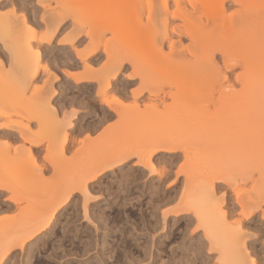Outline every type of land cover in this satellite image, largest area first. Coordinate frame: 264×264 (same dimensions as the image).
Instances as JSON below:
<instances>
[{
    "label": "rangeland",
    "instance_id": "obj_1",
    "mask_svg": "<svg viewBox=\"0 0 264 264\" xmlns=\"http://www.w3.org/2000/svg\"><path fill=\"white\" fill-rule=\"evenodd\" d=\"M178 1L190 15L189 0ZM212 1L203 21L224 16L214 20L228 27L239 18L228 15L251 12L237 28L264 46V0ZM175 9V0H0V264H264V57L257 73L245 68L250 45L227 35L208 81L147 85L151 72L195 63L169 50L203 41L179 30L184 19L164 18ZM222 51L238 61L221 62ZM234 90L236 108L254 111L247 120L225 105ZM194 92L219 102L199 115Z\"/></svg>",
    "mask_w": 264,
    "mask_h": 264
},
{
    "label": "bare ground",
    "instance_id": "obj_2",
    "mask_svg": "<svg viewBox=\"0 0 264 264\" xmlns=\"http://www.w3.org/2000/svg\"><path fill=\"white\" fill-rule=\"evenodd\" d=\"M186 1V0H185ZM196 1V0H195ZM210 1L211 2H213L212 0H197V2H194V0H189V2L192 4V13H190V15H189V12L187 13V12H182V10H180V9H178V8H180L179 7V1L178 0H175V2H176V6H177V10L176 11H173V12H171V14L170 13H168V12H166L165 14L166 15H164V18L166 17V20H168L169 18H174V17H180V18H182V19H184L183 21V23L184 24H182L183 25V29L181 28V29H179L180 31H182V33L183 34H185V35H187L188 37H189V39H191V41H192V43H196L198 40L197 39H199L200 37H202V39H200V40H203L202 41V43H199L198 42V44L196 43V44H192V46H186V47H184V49H182V48H180V49H175V48H173L172 47V42L170 41V44H169V50H170V52L173 54V53H175V55H177V58H179V60L181 61L182 59H183V61L184 60H186V61H190V58H188L190 55L191 56H193L195 53H197V52H203V53H205L206 54V56H208V58L206 57L205 58V61H204V59H200V60H198V62L197 61H188V63L186 62V61H184L185 62V64L187 65V64H189L190 66H191V64H193L194 62V64L191 66L192 68H190V66L189 65H187V66H185V67H187V68H190L189 69V71H185V70H183V71H185V72H179V73H181V75L179 74V75H176V74H165L166 72H164V74H161V76H159L160 75V73H163V72H158V71H156V72H158V73H153V72H151V73H149L150 75H148V77H147V81H148V84L147 85H149V84H156L157 83V81H159L160 79H163L164 81H159L160 83H162V84H166V83H168V84H172V85H174V86H176L178 89H180L181 88V90H184L185 91V89L186 88H189V89H191V88H195V87H197L199 84H200V80H201V77H203V79L205 78V80L206 81H208L207 80V78H209L210 76H211V74H208L207 72H208V69L210 70V71H213V68H215L216 66H217V61H215L214 59V51H213V49H215V45H216V43L217 42H219V40H221L223 37L225 38L227 35H228V37L227 38H229V37H233V39L236 41L235 43H236V48L237 49H243V47H245V45H250V50L248 51V52H250L248 55V57L247 56H245L246 57V60L245 59H243V58H245V57H243L242 59H241V62L243 61V63L241 64L240 63V65H244V67L245 68H247V64L246 63H250L248 66L250 67H253L254 65V67L253 68H249V70H251V71H253V72H255V73H257L256 71H257V58H260V59H262L264 56H261V54L262 55H264L263 53H264V51L263 52H261L262 50H263V48L262 47H264V46H262V47H259V48H261V50L258 48V50H257V31H252L251 33H242V31L240 30V29H238L239 28V25H240V27H241V22H246L247 21V17L249 16L248 14H251V12H249V10L247 11V6H246V3L247 2H249V3H252V2H254V0H251V2H250V0H232V3H237V4H240L239 6H241V4L243 5V6H246V7H243V8H246V10H244V9H242V11L243 12H249L248 14H244L243 13V15H242V13H240L239 14V12H241V11H237V12H235L234 13V15L233 14H231L230 16L228 15V17H230L231 18V20L233 19V17L235 16V17H239L238 19H235L236 21H232V24H230L228 27H227V25L226 24H224V25H226L225 27L223 26V25H220V24H218V22L220 21H222L221 19H226V21H228L227 20V18L226 17H224L223 16V18H221V16H220V18H219V14H223L224 15V12H222V11H224V6H223V4H221V5H219V7H221L222 9L220 10V13L218 14V15H216V16H218V18L216 17V16H214V17H216V18H214L213 16H212V18H214L215 20L217 19V21L215 22V20L213 19V21H211L210 22V20L211 19H209L208 18V23L206 22L207 21V18L203 21V15H206L207 14V8H208V5L209 4H211L210 3ZM215 1V0H214ZM217 1V0H216ZM225 1V3H226V0H221V3H223ZM247 1V2H246ZM256 1V0H255ZM137 2L138 1H136V4H137ZM182 2V1H181ZM220 3V0H218L217 1V3ZM183 3V2H182ZM196 3V4H195ZM214 3V2H213ZM218 3V4H219ZM189 4V3H188ZM255 4V3H254ZM181 5V4H180ZM225 5V4H224ZM251 5H253V4H249V6H251ZM186 6V5H185ZM184 6V7H185ZM223 6V7H222ZM248 6V7H249ZM255 6V5H254ZM187 7V6H186ZM242 7V6H241ZM254 8V7H253ZM181 9H183V8H181ZM240 9V10H241ZM252 9V8H251ZM187 10V9H186ZM167 11V10H166ZM254 11V10H253ZM150 12V11H149ZM255 12V11H254ZM238 13V14H237ZM256 13V12H255ZM254 13V14H255ZM237 16H236V15ZM259 14V13H258ZM149 15V14H148ZM152 15V14H151ZM186 15H187V17H186ZM245 15V16H244ZM248 15V16H247ZM260 15V14H259ZM258 15V16H259ZM189 16H192L193 18H191V17H189ZM207 17H209V15L207 14L206 15ZM226 16V15H225ZM252 16H254L253 18H255V16L256 15H252ZM197 17V18H196ZM202 17V18H201ZM205 17V16H204ZM242 18V20L243 19H246L245 21L243 20V21H241V18ZM251 17V16H250ZM189 18V19H188ZM249 18V17H248ZM253 18L250 20H248V21H252L253 20ZM257 18V17H256ZM255 18V19H256ZM261 17H259V18H257V20L258 19H260ZM262 19V18H261ZM190 20H193L192 22H190ZM185 21H187V23H185ZM241 21V22H240ZM210 22V23H209ZM219 22V23H220ZM223 22H225V20H223ZM240 22V23H239ZM256 22V21H255ZM258 22H259V20H258ZM262 22H263V20H262ZM226 23V22H225ZM228 23H231V22H228ZM239 23V24H238ZM247 23V22H246ZM249 23V22H248ZM210 24H212L211 26H210ZM223 24V23H222ZM181 25V26H182ZM237 25H238V28H237ZM264 27V26H263ZM236 29V30H235ZM170 30L172 31V33L173 32H175L176 31V29L174 28V27H171L170 28ZM167 32V31H166ZM241 32V33H240ZM166 37V36H165ZM231 37V38H232ZM204 38V39H203ZM223 40V39H222ZM154 41H155V39H154ZM196 41V42H195ZM234 42V41H233ZM155 43V42H154ZM153 43V44H154ZM161 43V42H160ZM246 43H248V44H246ZM155 45H156V47H157V44L155 43ZM98 46V45H97ZM154 46V45H153ZM159 46V45H158ZM97 48V47H96ZM155 48V47H154ZM246 48V47H245ZM158 48H156V52L158 51L157 50ZM161 49V46H160V48H159V50ZM91 52H93V51H95V47L93 48V50H90ZM91 52H89V53H91ZM169 52V53H170ZM258 52V53H257ZM223 53V54H222ZM222 60H220L221 62H223V63H228V61L230 62V61H235V60H237L238 61V59H236V55L234 54V52H229V51H226V52H223L222 51ZM158 54H161V52H158ZM162 55V54H161ZM168 55V54H167ZM167 55H165V56H167ZM170 55V54H169ZM250 55H251V57H250ZM258 55V56H257ZM164 56V55H163ZM188 56V57H187ZM119 57V56H118ZM118 57L115 59L116 61H112V63L113 62H117V60H118ZM262 57V58H261ZM181 58V59H180ZM192 58V57H191ZM194 58V57H193ZM247 58H250V60L248 59V61H247ZM121 59H122V56H121ZM121 59H120V61H121ZM202 60L204 61V62H202ZM120 61L118 60V62H119V64L118 65H120ZM201 61V62H200ZM247 61V62H246ZM250 61V62H249ZM122 62V61H121ZM192 62V63H191ZM236 62V61H235ZM234 62V63H235ZM245 62V63H244ZM191 63V64H190ZM231 64V63H230ZM117 66V65H116ZM183 67H184V65H183ZM256 67V68H255ZM264 68V67H263ZM91 69V68H90ZM248 69V68H247ZM207 70V71H206ZM245 70V69H244ZM256 70V71H255ZM203 71H204V73H205V71H206V76L207 75H209V77H204V73H203ZM189 72V73H188ZM153 73V74H152ZM192 73V74H191ZM203 73V76L201 75ZM213 73V72H212ZM184 74H186L187 76H188V74L190 75V79H189V76L187 77L186 75H185V78H186V80H185V78L182 76V75H184ZM116 75V72H114V73H112V76H115ZM163 75V76H162ZM213 75V74H212ZM224 77H226L225 75H223ZM224 77H221V78H224ZM188 78V79H187ZM219 78V77H218ZM217 78V79H218ZM78 79H90V77L89 76H87V75H82V76H80ZM202 79V80H203ZM210 79V78H209ZM201 80V81H202ZM78 81V80H77ZM186 81V82H185ZM206 81H204V82H206ZM158 82V83H159ZM164 82V83H163ZM166 82V83H165ZM201 84H203V83H201ZM109 85H110V82L109 81H106L105 83H104V85H103V87H102V89H100V92L101 91H104L105 89H107L108 87H109ZM152 85H150V86H152ZM160 86H162V85H160ZM159 85H158V87H160ZM224 88V87H223ZM176 89V88H175ZM245 89V88H244ZM150 90V89H149ZM180 90V91H181ZM224 90V89H223ZM224 91H226V90H224ZM224 91H223V93H224ZM227 91H229V90H227ZM235 92H228L229 94H227V98H226V100L224 99V98H222L223 100H225L226 101V104L225 105H227L228 106V108H229V110L231 111V115H233V116H231L234 120H237V121H239L238 119H240L241 120V118H242V120H244L245 118H246V120L248 119V117H251L252 116V113L254 112V111H251V110H249V109H242V108H236L237 106H236V104L238 103V101H237V98H238V96L237 95H239L240 94V92H239V90H238V92H237V90H234ZM241 91V90H240ZM245 91H246V89H245ZM141 92V91H140ZM148 92H152V91H148ZM177 92V91H176ZM179 93V92H178ZM195 93V95H196V92H194ZM223 93H220V94H222L223 95ZM226 93L227 92H225V96H226ZM231 93V94H230ZM177 94V93H176ZM191 94V93H190ZM189 94V95H190ZM193 94V93H192ZM197 94H199V93H197ZM184 95V94H183ZM180 96H182L181 94H180ZM237 96V97H236ZM184 97V96H183ZM193 98H195V101L196 102H194V100H193ZM193 98H191L192 99V105L195 103V106H194V112L195 113H197V114H199V115H201V113L202 112H204V111H207V107H205V106H207L208 105V103L209 102H211V103H214V107H216L217 105V102H219L218 101V99L220 98V96L219 97H217L216 99H215V97H213L212 95H210V93L208 94V96L207 97H203V95L202 96H200V94L199 95H196L195 97L193 96ZM241 98V97H240ZM190 99V98H189ZM188 99V100H189ZM230 99V100H229ZM113 100H115V102L117 103L118 102V104H122V103H119V102H122L120 99H118V98H114ZM188 100H186V101H188ZM217 102H216V101ZM216 102V104H215V102ZM227 101H228V103H227ZM106 103L108 104V105H110V100L109 101H107L106 100ZM191 103V102H190ZM222 103V102H221ZM220 103V104H221ZM224 103V102H223ZM222 103V104H223ZM197 104H199V105H204L203 107H205L204 109L205 110H199V109H195V107L197 106ZM207 104V105H206ZM198 105V106H199ZM202 105H201V107H202ZM156 106V105H155ZM154 106V107H155ZM226 106V107H227ZM149 107H153L152 105L151 106H149ZM187 107V106H186ZM200 107V106H199ZM156 108V107H155ZM188 108H190V106L188 107ZM197 108V107H196ZM49 109H51L52 111H53V113L55 114V109L54 108H49ZM114 109V108H113ZM151 109H153V108H151ZM192 109V107H191V110H193ZM203 109V108H202ZM233 111H232V110ZM238 109V110H237ZM257 109V108H256ZM190 110V109H189ZM237 110V111H236ZM199 113H198V112ZM202 111V112H201ZM257 111V110H256ZM252 112V113H251ZM207 113V112H206ZM205 112L203 113V115L204 114H206ZM196 114V115H197ZM238 114V115H237ZM189 115V114H188ZM192 115V114H191ZM198 115V116H199ZM186 116V115H185ZM194 116H195V114H194ZM236 116V117H235ZM236 118V119H235ZM238 118V119H237ZM64 137V139H63V141L61 142V143H63V142H65L66 141V138H67V132L65 131V133H64V135H63ZM165 147H163V149H164ZM166 149V148H165ZM164 149V150H165ZM167 150V149H166ZM29 153V152H28ZM33 161H34V159H33ZM98 175V173L96 172V173H94L93 175H91V178H95L96 176ZM5 178H6V176H5ZM5 186H1V188L2 187H5V188H7L6 186H8V185H6V184H4ZM54 198V197H53ZM54 200V199H53ZM52 200V201H53ZM56 200V199H55ZM41 215V214H40ZM52 217H53V212L52 213H50V215L48 216V220L47 221H45L44 223H42L41 225H39L36 229H38V230H45V229H47L49 226H50V224H51V221H52Z\"/></svg>",
    "mask_w": 264,
    "mask_h": 264
}]
</instances>
